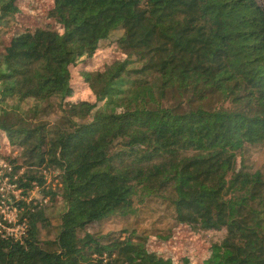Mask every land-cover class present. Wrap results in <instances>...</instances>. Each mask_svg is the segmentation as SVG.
<instances>
[{
	"label": "trees",
	"instance_id": "trees-1",
	"mask_svg": "<svg viewBox=\"0 0 264 264\" xmlns=\"http://www.w3.org/2000/svg\"><path fill=\"white\" fill-rule=\"evenodd\" d=\"M21 1L0 0V23ZM53 1L54 28L0 42V133L25 152L14 173L26 164L59 172L61 187L44 192L66 208L49 241L48 207L20 201L28 233H0V264H174L150 250L151 236L100 230L153 198L174 211L158 240L180 226L224 232L204 264H264V167L246 163L249 146L264 144L260 1ZM117 31L124 57L82 72L96 101H71V67ZM55 104L56 123L26 127ZM38 175L18 179L25 194L45 183Z\"/></svg>",
	"mask_w": 264,
	"mask_h": 264
},
{
	"label": "rangeland",
	"instance_id": "rangeland-1",
	"mask_svg": "<svg viewBox=\"0 0 264 264\" xmlns=\"http://www.w3.org/2000/svg\"><path fill=\"white\" fill-rule=\"evenodd\" d=\"M260 1V0H259ZM54 7L53 0H22L20 12L14 17H8L0 23V42L8 44L10 40L25 31H35L37 29L54 28L55 21L50 17V12ZM121 36V32H115L112 37L102 42L95 55L86 58L77 66L71 67L72 80L75 94L70 99L74 102L87 101L94 103L95 94L82 76L83 71L90 73L103 72L107 66L124 57V53L117 48L116 40ZM33 101L22 104L27 110L33 106ZM40 105V103H35ZM44 105V104H43ZM50 116L26 117V127L35 128L40 124L56 123L59 118L58 106L55 104L51 107ZM24 150L9 142L5 134L0 133V159L14 161L20 159L17 163H10L15 170L16 165L22 163ZM246 163L255 169L264 167V144L249 146L246 151ZM34 169L39 171V177H44L45 183L39 186L34 182V190L29 192L28 202L33 199V204L40 203L47 206V216L50 219L51 228L41 232L43 240H53L57 237L60 230L61 213L65 210L66 205L57 198L55 202L50 201V197H45V192L58 190L61 187L59 172L52 168H31L23 165L16 174L19 178L28 170ZM173 209L169 204H165L155 198L140 204L137 214L132 217L120 218L115 217L106 220L101 225V233H113L117 236L126 237L132 233L146 234L151 236L149 239V248L153 252L172 259L174 264H204V261L211 255L213 244L220 242L225 233L217 231L194 232L186 226H180L173 232V237L169 242H163L154 237L158 234H166L174 225ZM96 230V229H92Z\"/></svg>",
	"mask_w": 264,
	"mask_h": 264
},
{
	"label": "built area",
	"instance_id": "built-area-1",
	"mask_svg": "<svg viewBox=\"0 0 264 264\" xmlns=\"http://www.w3.org/2000/svg\"><path fill=\"white\" fill-rule=\"evenodd\" d=\"M18 179L10 163L3 162L0 165V233L4 238L23 241L28 233V221L21 218L23 209L18 203L26 201L31 204L33 199L28 202L29 196L19 187Z\"/></svg>",
	"mask_w": 264,
	"mask_h": 264
},
{
	"label": "water",
	"instance_id": "water-1",
	"mask_svg": "<svg viewBox=\"0 0 264 264\" xmlns=\"http://www.w3.org/2000/svg\"><path fill=\"white\" fill-rule=\"evenodd\" d=\"M260 6L264 9V2H263V0H260Z\"/></svg>",
	"mask_w": 264,
	"mask_h": 264
}]
</instances>
